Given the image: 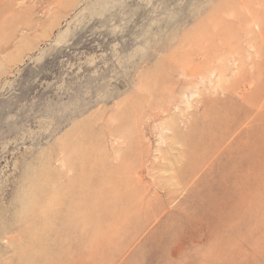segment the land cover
Returning a JSON list of instances; mask_svg holds the SVG:
<instances>
[{
  "label": "rangeland",
  "instance_id": "rangeland-1",
  "mask_svg": "<svg viewBox=\"0 0 264 264\" xmlns=\"http://www.w3.org/2000/svg\"><path fill=\"white\" fill-rule=\"evenodd\" d=\"M0 264H264V0H0Z\"/></svg>",
  "mask_w": 264,
  "mask_h": 264
}]
</instances>
